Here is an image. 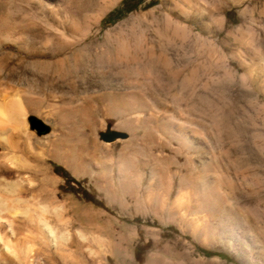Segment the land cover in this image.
I'll use <instances>...</instances> for the list:
<instances>
[{
	"label": "rangeland",
	"instance_id": "374dc122",
	"mask_svg": "<svg viewBox=\"0 0 264 264\" xmlns=\"http://www.w3.org/2000/svg\"><path fill=\"white\" fill-rule=\"evenodd\" d=\"M123 1L0 0V264H264V0Z\"/></svg>",
	"mask_w": 264,
	"mask_h": 264
},
{
	"label": "bare ground",
	"instance_id": "6f19581e",
	"mask_svg": "<svg viewBox=\"0 0 264 264\" xmlns=\"http://www.w3.org/2000/svg\"><path fill=\"white\" fill-rule=\"evenodd\" d=\"M167 1H169L170 3L171 2H175V3H173L175 6H176V8L179 6V4H178V1L177 0H167ZM181 1V0H180ZM186 1V0H185ZM215 1V0H214ZM216 1H223V0H216ZM189 2V1H188ZM20 100V99H19ZM21 102V101H20ZM13 103V102H12ZM5 104L7 105V102H5L4 101V104L1 106V107H6L5 106ZM18 104V103H17ZM19 104H21V103H19ZM18 106V105H17ZM20 106V105H19ZM19 108V107H18ZM18 108L16 107V105L15 104H13V105H10L9 106V108H8V111H9V117H10V120H11V122L12 123H14V126H16V128H17V126L19 127V126H22L23 124H24V120H23V115H22V109H20L19 108V110H18ZM21 108H22V106H21ZM6 109V108H5ZM1 123V122H0ZM0 125H2V124H0ZM23 130V129H22ZM22 132V131H21ZM12 134L13 133H10L7 129H5V127L4 128H0V136L2 137H7V136H10L9 138H13L12 137ZM15 137V136H14ZM16 138V137H15ZM17 140V139H16ZM16 140H14V141H16ZM13 142V141H12ZM11 142V143H12ZM10 144V143H9ZM15 144H16V146L18 145L16 142H15ZM12 146V145H11ZM52 236H53V233L51 234Z\"/></svg>",
	"mask_w": 264,
	"mask_h": 264
},
{
	"label": "trees",
	"instance_id": "16d2710c",
	"mask_svg": "<svg viewBox=\"0 0 264 264\" xmlns=\"http://www.w3.org/2000/svg\"><path fill=\"white\" fill-rule=\"evenodd\" d=\"M137 4V3H136ZM136 4H133L132 3V0H124L121 4V7L120 8H117L115 11L111 12L109 14V18L115 14H121L123 12L127 13L129 11H131L135 6Z\"/></svg>",
	"mask_w": 264,
	"mask_h": 264
},
{
	"label": "water",
	"instance_id": "95a60500",
	"mask_svg": "<svg viewBox=\"0 0 264 264\" xmlns=\"http://www.w3.org/2000/svg\"><path fill=\"white\" fill-rule=\"evenodd\" d=\"M127 134L119 131H109L101 134V138L105 141H114L117 138H125Z\"/></svg>",
	"mask_w": 264,
	"mask_h": 264
}]
</instances>
